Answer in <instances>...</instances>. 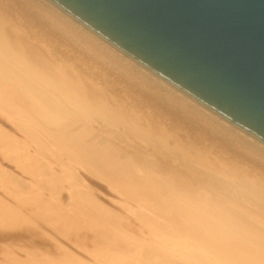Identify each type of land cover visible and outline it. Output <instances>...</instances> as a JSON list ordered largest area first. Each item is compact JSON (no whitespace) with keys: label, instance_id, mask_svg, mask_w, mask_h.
<instances>
[{"label":"bare ground","instance_id":"bare-ground-1","mask_svg":"<svg viewBox=\"0 0 264 264\" xmlns=\"http://www.w3.org/2000/svg\"><path fill=\"white\" fill-rule=\"evenodd\" d=\"M62 27L76 41L65 43ZM80 46L107 71L90 57L82 70ZM114 64L125 78H104L98 89L93 78L116 74ZM0 121L23 136L0 126V264H72L79 252L81 264H264V144L48 0H0ZM240 143L248 160L258 157L257 171L241 151L227 152ZM3 159L26 176L22 184ZM81 176L122 198L124 214L101 204Z\"/></svg>","mask_w":264,"mask_h":264},{"label":"water","instance_id":"water-1","mask_svg":"<svg viewBox=\"0 0 264 264\" xmlns=\"http://www.w3.org/2000/svg\"><path fill=\"white\" fill-rule=\"evenodd\" d=\"M264 144V0H48Z\"/></svg>","mask_w":264,"mask_h":264},{"label":"rangeland","instance_id":"rangeland-1","mask_svg":"<svg viewBox=\"0 0 264 264\" xmlns=\"http://www.w3.org/2000/svg\"><path fill=\"white\" fill-rule=\"evenodd\" d=\"M3 16H5L6 17V14H3ZM61 29V28H60ZM59 29V30H60ZM62 30H64L65 31V33H64V31H62ZM62 30H60V32L61 33H63V35H65V37H64V39L66 40H64L65 41V43L67 42V44L70 42V43H72V42H74V41H76V39L72 36V33L70 32V33H68V30L66 31V29H64L63 27H62ZM71 34V35H70ZM73 38V39H72ZM75 39V40H74ZM69 43V44H70ZM77 45V44H76ZM84 46V45H83ZM76 47H78V46H76ZM82 46H80L78 49H79V51L77 52V53H79L81 56V62L79 63V65H81L82 66V70L84 69V67H86L87 66V64H88V62L90 63L91 61L90 60H92V62L90 63L91 65L90 66H93V63H94V65H95V67H96V69L98 68V69H100V73H101V71H103V69L105 68L104 66H102V65H104V64H108V62H106V60L103 58V59H101V58H97L96 56H95V54H92V59H91V57L90 56H87L88 54L86 53V49L85 48H82ZM50 50V49H49ZM73 51H74V49H72ZM76 53V54H77ZM83 55V56H82ZM79 56V55H78ZM84 57H87V58H89V59H87V58H83ZM86 59H87V61L88 62H86ZM94 59V60H93ZM82 61H83V63L85 62V64H86V66H85V64H83L82 63ZM95 61V62H94ZM98 64H100V65H98ZM109 65V64H108ZM84 66V67H83ZM99 66V67H98ZM101 66V67H100ZM80 67V66H79ZM94 67V66H93ZM102 67H104V68H102ZM117 69H116V68ZM113 68L114 69H116V74H113L112 76H109L107 73V75L105 74V76L106 77H110V79H109V77L108 78H106V77H102L101 78V76H100V78L99 77H94L93 79L95 80L96 78V86L98 87V89H101V86H102V84H103V86H105L104 84H106L107 82H106V80L108 81V84H110V83H112V82H109L110 80L112 81L113 80V82H117V81H122L123 79L122 78H120V77H123V78H125V74L121 71H119L118 70V68H120L119 67V64L117 65H113ZM97 69V70H98ZM107 70H106V68L104 69V71L102 72V73H105ZM119 72V73H118ZM128 75L129 76H132V74L131 73H128ZM137 76V77H136ZM141 75H133V77H135V78H141L140 77ZM115 77H116V79H115ZM128 77V76H127ZM99 78V79H98ZM106 80H105V79ZM119 78V79H118ZM86 79V78H85ZM97 80H98V83H97ZM101 80V81H100ZM115 80V81H114ZM99 81H100V83H99ZM89 82V81H88ZM87 82V80H86V83H88ZM103 82V83H102ZM91 83L92 82H90V83H88L89 84V86L91 85ZM102 83V84H101ZM99 84V85H98ZM107 84V85H108ZM92 85L94 86L95 84H93L92 83ZM101 85V86H100ZM106 85V86H107ZM102 89H104L103 87H102ZM101 89V90H102ZM119 90V89H118ZM118 90H116L115 91V97L117 96H119L120 97V95H124V94H122V93H124V91H122V90H119V91H121V93L119 94L118 92ZM126 91V90H125ZM112 94V93H111ZM116 94H118V95H116ZM106 95H109V93L108 94H106ZM121 96V97H122ZM134 103V104H136V102H137V104L139 103V101H137V100H135V99H133V101L131 100V103ZM132 103V104H133ZM179 105V104H178ZM128 110H130V109H128ZM128 110H127V112H128ZM193 112V111H192ZM129 114L131 113L133 116H134V112L131 110V111H129L128 112ZM191 116H193V117H195L196 115H195V113L193 112V113H191L190 114ZM195 115V116H194ZM26 121V120H25ZM25 121H22V119L21 120H19V119H15L13 122H14V124H23V125H26V126H28L27 125V123L25 122ZM4 122V121H3ZM2 121H0V126L3 128V130H4V132H6V133H9V134H13V135H16L17 137H19L21 140H23V136L22 135H19V133L18 132H15L14 131V129L10 126V125H6V123L4 124ZM206 125H207V129H209V130H211L213 133H215V134H218V132L220 131V129H215V128H217V127H215L214 128V125H211V124H207V123H205ZM209 125H210V127H209ZM11 127V128H10ZM30 128V127H29ZM214 128V129H213ZM34 129V128H33ZM35 131H36V129H34ZM218 130V131H217ZM181 131H183V132H181ZM181 131H179L180 132V134L181 135H185V136H187L188 134H189V132L187 131V134H185L186 132L184 131V130H181ZM226 132V131H225ZM228 135H230V136H228ZM189 136V135H188ZM225 136L228 138V139H234L235 140V135L234 134H230L229 132H227L226 134H225ZM217 138V137H216ZM116 145H118L117 147L118 148H122V147H120L121 145L120 144H117L116 143ZM120 145V146H119ZM240 146H238L239 148H237V149H234L233 148V146H231V148L229 147V149H231V150H229L228 149V153L229 154H231V152L233 151H237V150H239V152L240 153H242V158L244 159H242L244 162H245V165L247 164H249L250 166L252 165L253 167H250L249 165V167L247 166L246 168L248 169V170H250V172L252 171V169L251 168H253V170L256 168L257 170H258V168L255 166V162L257 161V160H255L256 158L258 159V157L257 156H254L253 155V157H252V160L251 161H254V162H252L251 163V161L250 160H248L249 158H251L250 156H247V157H245L246 155H247V151H245V149H246V146L242 143V145H241V143L239 144ZM244 145V146H243ZM125 148H124V150L127 152V147L126 146H124ZM123 149V148H122ZM246 152V153H245ZM32 153L33 154H36V150L35 151H32ZM127 154V153H126ZM186 154V153H185ZM243 154H245V156L243 155ZM187 156H190L189 154H186ZM228 156V158H226ZM226 157H222L221 159H222V161H224V160H226L225 162L226 163H232L234 160H232V156L231 155H227ZM160 157V159L159 160H161V158H162V160H163V157L160 155L159 156ZM185 157V156H184ZM214 157V156H213ZM260 158H262L261 156H259ZM224 158V159H223ZM230 158H231V160H230ZM165 159V158H164ZM167 159V158H166ZM165 159V160H166ZM228 159V160H227ZM254 159V160H253ZM168 160V159H167ZM259 160V159H258ZM164 161V160H163ZM163 161H160V163L163 165V166H171V167H174V168H176L177 169V167H179V168H181V165H178L177 164V167L176 166H174V165H171L170 163H164ZM170 161V160H169ZM261 159L259 160V164H262V162H264V159H263V161H261ZM1 163H4V167H5V169L7 170V171H10V172H12L14 175H16V176H14V178H13V181H14V183L16 184V185H20V184H22V182H23V179L25 180L26 179V176L25 175H21L16 169H15V165L12 163V162H9V161H6V160H2V162ZM254 164V165H253ZM255 167V168H254ZM246 168H242V170H246ZM255 169V170H256ZM256 170V171H257ZM185 171V170H184ZM247 171V170H246ZM246 171H242L245 175H247V176H252V174L251 173H249L248 171L246 172ZM200 171L199 170H197V172H196V170H194V172L193 173H195L194 175H196V173L197 174H200L201 175V172L199 173ZM246 172V173H245ZM200 175H198V176H200ZM234 175H236V173L234 174ZM82 177V176H81ZM82 179V183L84 184V185H86V187H88V188H90L91 190L93 189V194L94 195H96L97 196V198H98V201L101 203V204H103L104 206H106L107 208H109L110 210H112V211H114V212H116V213H120V214H124V211H122L121 210V208L118 206V203H122V198H119V197H117L116 195H114V193L111 191V190H109L108 189V187H106L103 183H101L100 181H98V180H91V179H89L88 177H82L81 178ZM196 180H198V177H197V179H194V182L196 183L197 182V184H198V186L200 185V186H202V183H200V182H198V181H196ZM84 181V182H83ZM261 185H263L264 186V180L261 178L260 180H257ZM68 192V191H67ZM64 196H66L67 194L66 193H62ZM59 195V194H58ZM61 195V194H60ZM121 199V200H120ZM259 207V206H258ZM260 208V207H259ZM249 209V208H248ZM251 209V208H250ZM253 209V208H252ZM261 209V208H260ZM11 236H13V235H11ZM7 241L8 240H5V241H3L1 244L2 245H4V244H9L10 242H8L7 243ZM19 255V254H18ZM20 257L22 256V255H19ZM73 257L71 258V262H72V264H81L82 262H83V260L85 259V256L83 255V253H75V254H73L72 255Z\"/></svg>","mask_w":264,"mask_h":264}]
</instances>
